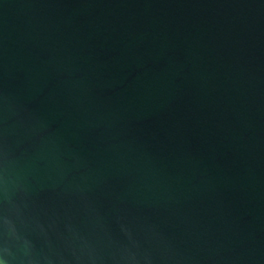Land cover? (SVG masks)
<instances>
[{
    "label": "water",
    "instance_id": "water-1",
    "mask_svg": "<svg viewBox=\"0 0 264 264\" xmlns=\"http://www.w3.org/2000/svg\"><path fill=\"white\" fill-rule=\"evenodd\" d=\"M0 264H264V0H0Z\"/></svg>",
    "mask_w": 264,
    "mask_h": 264
}]
</instances>
